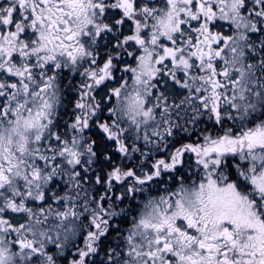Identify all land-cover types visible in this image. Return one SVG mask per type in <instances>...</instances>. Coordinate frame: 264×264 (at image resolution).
Instances as JSON below:
<instances>
[{"label":"snow or ice","instance_id":"6c2138e0","mask_svg":"<svg viewBox=\"0 0 264 264\" xmlns=\"http://www.w3.org/2000/svg\"><path fill=\"white\" fill-rule=\"evenodd\" d=\"M0 264H264V0H0Z\"/></svg>","mask_w":264,"mask_h":264}]
</instances>
